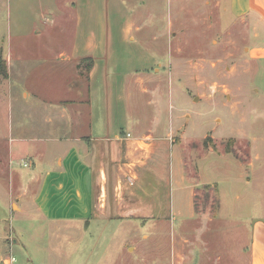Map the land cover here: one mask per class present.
I'll list each match as a JSON object with an SVG mask.
<instances>
[{
	"label": "rangeland",
	"instance_id": "374dc122",
	"mask_svg": "<svg viewBox=\"0 0 264 264\" xmlns=\"http://www.w3.org/2000/svg\"><path fill=\"white\" fill-rule=\"evenodd\" d=\"M77 1L82 28L96 34L87 115H109L125 131H174L173 212L90 223L38 210L25 152L49 129L39 99L64 107L75 70L39 63L35 32L67 0H0V264H249L264 219V57L251 52L264 32L252 41L224 0ZM147 179L164 199L165 182Z\"/></svg>",
	"mask_w": 264,
	"mask_h": 264
},
{
	"label": "crops",
	"instance_id": "0c3cea01",
	"mask_svg": "<svg viewBox=\"0 0 264 264\" xmlns=\"http://www.w3.org/2000/svg\"><path fill=\"white\" fill-rule=\"evenodd\" d=\"M224 1L233 18L249 22L251 40L259 38L264 32V0ZM95 5L96 2L90 8L95 9ZM50 6L54 18L49 20L46 30L35 32L36 39L44 41L41 50L46 56L39 63L61 60L71 66L75 72L66 78V84L75 95L67 99L64 107L51 108L48 101L39 99L49 129L46 136L30 139L33 150L25 152V158H31V200L44 216L55 221L93 223L98 219H120L128 223L137 218L158 219L169 211L172 214L174 131L157 134L155 125L143 131L131 127L125 131L118 125L114 128L109 115H87L89 99L85 92L95 74L96 61L91 52L96 47V34L93 30L87 34L85 26L82 28V7L77 0ZM56 26L60 32L50 31ZM68 40L71 43L67 46ZM251 52L264 57V43L255 45ZM89 56L95 62L88 74L81 62ZM142 80L140 76L136 82L141 85L139 90H144ZM55 119L59 123L52 127ZM151 176L159 177L161 184L165 182L164 199L160 189L154 190L148 182ZM19 177L22 178L21 173ZM249 253V264H264V219H258L255 225Z\"/></svg>",
	"mask_w": 264,
	"mask_h": 264
},
{
	"label": "trees",
	"instance_id": "16d2710c",
	"mask_svg": "<svg viewBox=\"0 0 264 264\" xmlns=\"http://www.w3.org/2000/svg\"><path fill=\"white\" fill-rule=\"evenodd\" d=\"M83 61H88V65H87V73L89 74L90 73V71H91V69H92V67H93V65H94V58L93 57H91V56H89V57H85V58H83L82 59V62Z\"/></svg>",
	"mask_w": 264,
	"mask_h": 264
},
{
	"label": "built area",
	"instance_id": "2783aa9c",
	"mask_svg": "<svg viewBox=\"0 0 264 264\" xmlns=\"http://www.w3.org/2000/svg\"><path fill=\"white\" fill-rule=\"evenodd\" d=\"M130 135V134H129ZM15 261V257L12 256L11 258L6 260V264H13V262ZM4 264V263H3Z\"/></svg>",
	"mask_w": 264,
	"mask_h": 264
},
{
	"label": "water",
	"instance_id": "95a60500",
	"mask_svg": "<svg viewBox=\"0 0 264 264\" xmlns=\"http://www.w3.org/2000/svg\"><path fill=\"white\" fill-rule=\"evenodd\" d=\"M2 263H4V262H2Z\"/></svg>",
	"mask_w": 264,
	"mask_h": 264
}]
</instances>
